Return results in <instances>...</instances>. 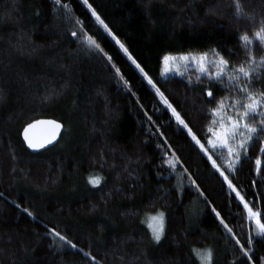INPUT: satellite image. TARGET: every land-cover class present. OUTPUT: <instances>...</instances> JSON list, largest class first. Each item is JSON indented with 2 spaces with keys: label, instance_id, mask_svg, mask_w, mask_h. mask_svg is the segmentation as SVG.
Listing matches in <instances>:
<instances>
[{
  "label": "trees",
  "instance_id": "trees-1",
  "mask_svg": "<svg viewBox=\"0 0 264 264\" xmlns=\"http://www.w3.org/2000/svg\"><path fill=\"white\" fill-rule=\"evenodd\" d=\"M61 3L68 9L54 0H0V264H92L84 252L100 264H201L194 248H211L213 264H262L264 237L255 234L254 222L248 261L211 211L215 207L245 243L250 227L246 213L230 201L223 178L178 129L155 90L96 25L82 0ZM89 3L202 143L213 119L206 112L215 107L202 90L212 87L217 99L232 93L216 91L220 86L206 77L198 83L197 73L162 78V57L216 49L238 66L246 57L238 41L243 33L253 40L256 59L264 56V45L253 35L264 21V0H241L245 14L240 17L234 14L233 0ZM76 20L113 57L135 95L118 82L104 58L71 37L72 31L80 30ZM252 90L264 91V72L259 80L254 74ZM145 110L155 121V135L148 134ZM40 117L57 119L64 129L55 145L31 153L21 130ZM259 137L249 149L250 159H244L229 179L247 193L250 204L257 201L251 204L254 211L264 212V173L255 171L257 156L264 164L259 152L264 132ZM164 138L203 196L187 176L180 183L182 169L174 173L164 164L157 147ZM219 151L210 154L225 169L226 150ZM90 175L103 178L98 187L88 183ZM156 211L165 213V234L159 243L142 222L146 213ZM53 227L83 252L54 242L48 235Z\"/></svg>",
  "mask_w": 264,
  "mask_h": 264
},
{
  "label": "snow or ice",
  "instance_id": "snow-or-ice-1",
  "mask_svg": "<svg viewBox=\"0 0 264 264\" xmlns=\"http://www.w3.org/2000/svg\"><path fill=\"white\" fill-rule=\"evenodd\" d=\"M54 3L64 9H68L69 7L67 4H62L61 0H54ZM82 3L90 10L91 17H94L96 25H98L108 37H111L115 44L119 46V50L127 57V60L131 61V64L139 70L143 79L147 81V84L155 90L158 101L163 105L166 111H170V118H174L178 129L185 132V134L190 137V141L194 143V146L198 147V150L202 155L206 156L207 161L210 162L215 172L223 178L222 182L227 185L230 201H236L237 206L242 205L243 211L246 213V219L250 225L248 236L245 241L249 246L247 248L245 247V243H241V240L237 238L233 228L221 217L220 212H218L215 207H211V211L219 219V223L223 227L226 235L239 246V251L242 255L247 257L248 261H252V255H250V248L253 244L251 224L254 222L255 234L264 237V219H262V217H264V212L253 210L251 204L257 201L253 200L250 204V202L245 199L247 193L242 194L233 183L232 179H229V175L235 176L238 167L242 166L243 160L250 159L248 156L250 147L254 146L255 141L260 139L259 133L264 132V91L252 90L254 74L255 79L259 80L261 79V72H264V56H261L259 60L256 59L250 47V45L253 44V40L250 39L247 33H243L238 36V41L245 50L246 57L238 66L231 65L230 61L216 49H210L209 51L200 53L181 54L179 56L166 54L162 57L163 67L161 75L175 71L178 75L183 76L185 73L180 70L181 64L178 63L183 62V67L186 69L195 68L198 73L196 75V81L198 83L201 81L202 77H206L210 84H218L220 86L216 91L227 90L232 93V95L222 96L217 99L216 93L212 87H207L202 90L209 98L208 103L215 104V107L209 108L206 112V115H210L213 119L204 130L206 140L202 143L196 132L193 131V128L189 126L188 122H186L176 107L173 106L165 93L157 87L156 83L144 68L137 63L125 44L112 32L108 24L105 23L95 8L92 7V4L89 3V0H82ZM233 7L235 10L234 14L237 17L245 14L241 0H233ZM76 24L79 26L80 30L79 32L75 30L72 31L71 37L86 45L87 49L93 54L104 58L110 66V69L114 72L115 77L118 78V82H122L124 88L132 95H135V93L131 92L129 81L124 78L121 68L113 62V57L105 52L104 48L97 42V39L94 38L93 35L84 31L83 22L76 20ZM253 35L256 41L264 45V21L261 22L259 30L255 31ZM209 52L212 53L211 58ZM210 69L212 70L210 71ZM225 80L227 84L224 83ZM188 83L192 84L191 77H188ZM137 102L139 101L137 100ZM140 107L143 109V105H140ZM143 114L146 116L149 125L147 130L148 134L155 135L156 133L152 132V126H155V121L152 119V116L148 115L146 110ZM256 117H259V119H255ZM38 126L47 127V134L39 139L35 138L32 134L33 130ZM61 128L62 125L56 120H35L23 127V141L30 149H44L47 145H51L57 140ZM156 132L159 133L161 137H164V133L160 131L159 126H156ZM205 144L210 147H206ZM157 147L160 148L163 153L162 159L164 164L167 165L172 172H177L178 168L182 169V171L178 172L177 176L180 183L182 184L184 177L187 176L190 184L197 189L201 196H203L204 194L200 191L196 180L188 173L187 168L184 167L175 150H172L167 138H164L163 143L158 144ZM217 149L226 150L227 152V158L223 161L226 165L225 169H222L220 164L217 163V159H214L213 155L210 154V150L215 151ZM169 152H171V155H169ZM259 152L261 155H264V140H260ZM255 171L258 175L264 173V164H262L261 156H257L255 159ZM226 172L228 174H226ZM102 179L103 178L99 175H90L88 177V183L95 188L101 184ZM252 185L255 186L256 181H252ZM253 195L259 196L258 193H254ZM207 203L210 204V202ZM16 206L20 208V205ZM21 210L30 217L33 215L28 208H22ZM142 222L146 223L147 228L150 230L152 240L159 243L165 234V213L163 211H156L154 215L146 213L145 220ZM48 235L54 239V242L59 241L61 247L67 245L72 249H77V245L55 227L48 230ZM77 250L83 252V249ZM193 252L199 258L201 264H213L214 253L211 248L203 250L194 248ZM84 256L90 258L92 264H100L89 252H84ZM261 260L262 264H264V257H262Z\"/></svg>",
  "mask_w": 264,
  "mask_h": 264
},
{
  "label": "water",
  "instance_id": "water-1",
  "mask_svg": "<svg viewBox=\"0 0 264 264\" xmlns=\"http://www.w3.org/2000/svg\"><path fill=\"white\" fill-rule=\"evenodd\" d=\"M35 120H56L57 122H59V123L62 125L61 131H60V133H59V135H58V137H57V140L54 141L51 145H47L44 149H47V148H49V147L55 145V144L59 141V139H60V137H61V135H62V132H63V129H64L63 123H62L61 121L55 119V118H50V117H40V118H37V119H35ZM35 120H33V121H35ZM33 121H31V122H29V123H32ZM26 125H27V124H26ZM26 125H25V126H26ZM25 126H24V127H25ZM22 132H23V128H22V130H21V139H22V141H23V135H22ZM32 134H33L34 137L37 138V139L42 138L43 136H45V135L47 134V127H46V126H38L36 129L33 130V133H32ZM23 143H24L26 149H27L29 152H31V153H37V152H40V151L44 150V149H39V150L30 149V148L27 147V144H26L24 141H23Z\"/></svg>",
  "mask_w": 264,
  "mask_h": 264
},
{
  "label": "rangeland",
  "instance_id": "rangeland-1",
  "mask_svg": "<svg viewBox=\"0 0 264 264\" xmlns=\"http://www.w3.org/2000/svg\"><path fill=\"white\" fill-rule=\"evenodd\" d=\"M188 53H200V52H180V53H166V54H172V55H174V56H179V55H181V54H188ZM165 54V55H166ZM209 56H210V58L212 57V53L211 52H209ZM178 63H180L181 64V71L182 72H184L185 74H188V73H197V71L195 70V68H188V69H186V68H184L183 67V62H178ZM162 67H163V63H162V66H161V70H160V75H161V71H162ZM138 70V69H137ZM212 69H210V71H211ZM139 71V70H138ZM140 73V72H139ZM141 74V73H140ZM184 74V75H185ZM198 74V73H197ZM142 75V74H141ZM172 75H174V76H181V75H178L175 71H172V72H169V73H167V74H165V75H161V77L162 78H166V77H169V76H172ZM183 75V76H184ZM150 86V85H149ZM210 147V146H209ZM220 149H217V150H215V152H217L218 154L220 153V151H219ZM227 158V152H226V154L224 155V159H226ZM223 159V160H224ZM154 215V214H153ZM145 225H146V223H145ZM147 226V225H146ZM150 231V230H149ZM151 233V232H150Z\"/></svg>",
  "mask_w": 264,
  "mask_h": 264
}]
</instances>
